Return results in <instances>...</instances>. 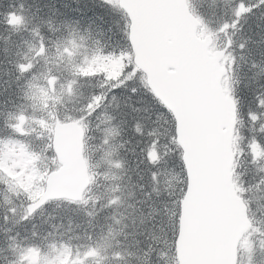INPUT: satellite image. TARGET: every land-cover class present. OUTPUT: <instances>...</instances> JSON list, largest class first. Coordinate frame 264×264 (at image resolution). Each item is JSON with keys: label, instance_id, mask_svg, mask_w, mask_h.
I'll use <instances>...</instances> for the list:
<instances>
[{"label": "trees", "instance_id": "16d2710c", "mask_svg": "<svg viewBox=\"0 0 264 264\" xmlns=\"http://www.w3.org/2000/svg\"><path fill=\"white\" fill-rule=\"evenodd\" d=\"M12 1L0 0L2 24L26 42L20 47L22 54L20 51L8 59L4 67L0 66V102L13 108L11 117L0 113L3 118L0 192L10 190L13 180L2 162L10 144L16 141L12 135L15 118L25 112V107L29 110L38 107L46 113L54 110L62 117L80 115L81 107L74 102L76 92L85 90L86 86L89 96L105 93L109 88L104 81H111L107 79L111 75L108 64L116 60L123 48L129 49L126 22L118 7L103 0H31L29 15L65 14L63 26L68 31L59 34L53 45L44 42L43 51L33 50L35 44L31 39L35 34L30 37L20 35L27 20L25 0H19L18 6ZM197 1L202 2L196 9L207 24L205 28L217 37L220 47L225 48L232 58L241 127L249 139L264 151V103H261L264 101V32L256 30L259 22L264 29V21H258L264 0ZM70 36L76 37L79 44H75V51L69 56L71 60L74 58L72 71L65 69L63 75L73 89L66 85L59 96L43 97L40 95L43 87L30 92L24 81L14 80L16 84L13 81L14 85L9 84V77L20 78L32 73L31 59L24 61L29 57L28 53L30 58L41 62L51 49L57 44L62 46ZM92 59L98 62L95 67L89 63ZM120 59L122 63L129 60L124 52ZM44 75L41 71L43 84ZM117 83H121L115 93L117 106L97 112L96 116L105 114L110 117L109 113H112L116 124L139 132L138 143L129 146L120 130L110 129L108 125H115L110 117L109 124L90 128L88 147L90 152L92 148L96 149L92 155L99 158V162L86 200L81 203L53 201L32 217H25L24 203H21L20 217H16L10 200L5 197L1 202L6 214L1 213L0 208V255L6 253L8 260L5 264H28L21 260L20 254L31 248H37L44 255L45 264H177L174 245L186 180L180 149L174 140V124L170 114L146 87H138L140 82L137 79L132 84L134 87L122 76ZM123 118L127 124L121 123ZM36 130L48 137L44 157L40 160L42 169L38 170L43 174L55 168V159L50 147V130L44 127ZM240 147L239 177L248 188L249 197L246 198L252 202L256 213L254 218L261 225L264 221V197L260 198L264 191V164L260 161L251 167L249 144L244 140ZM152 150L156 151L155 157ZM32 151L30 161L34 165L38 154L34 149ZM130 158L135 159L132 168L127 166ZM40 179L43 185V179ZM23 199L26 201L27 198ZM61 206H72L83 215L56 217ZM35 223H47L48 227ZM29 226L40 231L32 239L28 233ZM249 241V245L240 249L239 264H264V230L260 228ZM94 252L98 253L96 257Z\"/></svg>", "mask_w": 264, "mask_h": 264}, {"label": "water", "instance_id": "95a60500", "mask_svg": "<svg viewBox=\"0 0 264 264\" xmlns=\"http://www.w3.org/2000/svg\"><path fill=\"white\" fill-rule=\"evenodd\" d=\"M135 1L136 0H122V4L127 10H130ZM159 3L163 5L162 8L173 10L175 13H180L184 10L180 0H159ZM147 5L151 4L149 3ZM137 25L139 26L138 23ZM145 29L148 32L147 36L142 38L141 35H137L135 40L137 27L133 28L134 47L138 50V54L147 50V42L153 41L162 44L166 41L165 35L170 34L173 36L180 33L179 29L161 23L160 25L158 23L155 25L146 24ZM187 36L192 41L187 45V48L185 47L184 51L186 50V52L181 51V53L167 56L168 59H175V57L181 55V59L177 61L179 67L176 72H168V65H173L166 64L163 59H159L155 55H153L152 59L148 58L145 61V64L151 65L158 76H163L166 85L173 89L172 100L176 104L181 102V106H183L180 107L177 105L179 109L190 107L192 103L197 100L196 98L203 99V97H208L209 94L211 96L215 94L218 98L217 94L219 92L222 96L219 87H217V91L214 90V83H216L214 78L216 76L220 77L222 70H219V68L217 69L216 61H213L215 63L213 64L208 58L209 55L206 51L210 40L206 39L207 41L202 42L203 45H200V42H197L192 36L189 34H187ZM190 49H196L197 52L193 53ZM220 55L221 53L218 54V56ZM202 61H204V63H201ZM191 62H194L199 70L200 65L206 68L209 66V74L204 75L200 73L198 76L191 70L184 71L188 69ZM160 74H162V76ZM151 79H156L154 74H152ZM155 87L157 88V85H155ZM163 91H165L166 94L168 92L165 88H163ZM179 113L182 115L186 125L187 137L194 141L196 152L195 155L190 153L186 156L190 178L185 201L195 200V204L188 206L184 202L183 205L181 230L178 239V256L181 264H198V261H200V263H202L203 260L207 261L214 253L213 248H207L208 242L216 248L221 246V241L215 234L219 226L222 225L216 204L219 203L218 197L224 195L222 193H224L225 190L223 182L220 179V174L214 167V160L216 158L212 156L222 146L219 141L221 133H213L214 130L207 126L201 127L198 119L186 108L179 110V112L177 110V115L180 117ZM227 115L228 108L224 107V122L222 126H226L228 130ZM76 154L77 153L71 155ZM227 156L228 153L224 152L221 163V169L224 174ZM58 176V183H64L65 188L69 189L72 195H74L82 179L81 162L78 160L77 156L64 165L58 172ZM54 191L55 189L52 188L46 195L54 194ZM189 210L192 211L193 214H189ZM228 263V257H226V259L219 257L217 263H215L214 259H211L208 264Z\"/></svg>", "mask_w": 264, "mask_h": 264}, {"label": "bare ground", "instance_id": "6f19581e", "mask_svg": "<svg viewBox=\"0 0 264 264\" xmlns=\"http://www.w3.org/2000/svg\"><path fill=\"white\" fill-rule=\"evenodd\" d=\"M30 1L31 0H25L24 2V13L26 15V22H24L23 25V32L20 33V35L25 36V37H30L31 35H36L35 42L36 43H44L46 42L47 44L53 45L52 42H55L57 40V36L62 33H68L67 29L64 28V19H65V14H58V15H48L42 17V15H36L32 17V15L28 14V8L30 6ZM35 1V0H33ZM12 4L14 5H20L19 0H13ZM262 14L258 16V21H264V9H262ZM45 15V14H44ZM59 21L61 23H59ZM63 22V23H62ZM256 30L258 33L264 32V29L262 27L261 22L258 23ZM21 36V37H22ZM26 41L25 40H20L18 38V34L15 33V31L8 29L2 24V20L0 18V66H5L4 64L7 62L8 59H12L15 57L20 51L22 54L21 50V45L24 44ZM31 59V60H30ZM30 60V65L33 67V71L30 75L27 76H22V77H14V78H8V82L11 85L16 84L14 80H20L24 81V85L29 90L32 92L34 89L44 87L45 84L42 83L40 79V74L41 71H43V65L39 60H35L30 57H25V62ZM48 60L53 64L58 67H64L66 71H72L73 68V62L74 58L71 60L70 58H63L59 55L49 54L48 55ZM23 61V62H24ZM19 78V79H18ZM14 82L12 84L11 82ZM41 81V82H40ZM261 86V85H260ZM262 89V88H259ZM86 91H88V88L85 86V90H81L80 92H76V95L74 96V102L78 105H84L87 104V98L89 97L90 94H88ZM15 93H17V89H15ZM15 103V101H13ZM13 105V104H12ZM117 106V101L112 103L110 105L111 108ZM0 113L4 114L7 116V114L11 117L13 115V108L11 105H7L4 103L0 102ZM111 117V122L115 125H108L110 129H118L121 131L123 136L127 140V144L129 146H135L136 143H138L139 139V132L136 130L131 129V127H121L118 124H116V118L112 113H109ZM110 117L105 114H99V118L103 124H109V119ZM3 120L2 116H0V131H1V121ZM121 123L127 124L124 122V118L120 119ZM118 126V127H117ZM138 146V144H137ZM135 159L130 158L127 161V166L129 168H132L135 165ZM6 193L0 192V202L6 197ZM2 204V202H1ZM1 213L6 214V208L4 205H1ZM64 215H70L73 217H81L83 214L81 211L77 210L76 208L72 206H61L58 208L56 217H61ZM92 217H96L95 214L91 213ZM88 217V215H86ZM38 225H41L43 223H35ZM44 227H48V224L45 223L43 224ZM40 231H37V227L29 226L28 227V233L30 235V238H34L35 235L37 236ZM8 258L6 257V253L2 252V256L0 255V264H5L7 262ZM9 263V262H8Z\"/></svg>", "mask_w": 264, "mask_h": 264}, {"label": "rangeland", "instance_id": "374dc122", "mask_svg": "<svg viewBox=\"0 0 264 264\" xmlns=\"http://www.w3.org/2000/svg\"><path fill=\"white\" fill-rule=\"evenodd\" d=\"M256 154H257V152L254 154V159H256ZM10 165L12 168V172H14V173H17L18 171L21 170L22 154L18 148H15V151L12 154V157L10 160ZM24 180L27 181V176L25 174H24Z\"/></svg>", "mask_w": 264, "mask_h": 264}, {"label": "snow or ice", "instance_id": "6c2138e0", "mask_svg": "<svg viewBox=\"0 0 264 264\" xmlns=\"http://www.w3.org/2000/svg\"><path fill=\"white\" fill-rule=\"evenodd\" d=\"M261 103H264V101H262Z\"/></svg>", "mask_w": 264, "mask_h": 264}]
</instances>
